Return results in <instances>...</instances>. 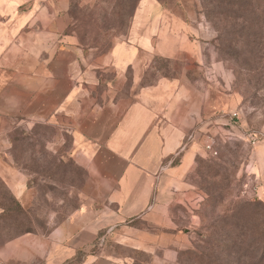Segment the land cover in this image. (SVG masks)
<instances>
[{
    "label": "crops",
    "instance_id": "0c3cea01",
    "mask_svg": "<svg viewBox=\"0 0 264 264\" xmlns=\"http://www.w3.org/2000/svg\"><path fill=\"white\" fill-rule=\"evenodd\" d=\"M54 7L0 0V189L23 206L12 159V132L23 127L67 135L88 176L79 206L47 232L5 238L0 227V263L164 264L184 246L171 205L196 160V92L183 76L146 77L153 55L175 56L178 47L162 38L183 23L142 0L127 38L95 63L70 39L56 40L66 23L49 16ZM34 10L44 15L36 32ZM193 46H185L190 54ZM4 201L0 192V215Z\"/></svg>",
    "mask_w": 264,
    "mask_h": 264
},
{
    "label": "rangeland",
    "instance_id": "374dc122",
    "mask_svg": "<svg viewBox=\"0 0 264 264\" xmlns=\"http://www.w3.org/2000/svg\"><path fill=\"white\" fill-rule=\"evenodd\" d=\"M49 1L55 4L49 16L66 23L56 40L70 39L98 63L127 38L142 0ZM154 1L162 4L158 15L163 12L183 25L167 27L163 45L178 50L173 58L153 55L146 79L183 76L196 92V160L171 205L184 246L164 264H195L180 258L192 246L203 264L207 249L217 250L218 264H264L251 230L242 226L255 224L258 232L264 214V0ZM41 12L34 10V32ZM190 42L193 54L185 48ZM236 111L240 118L233 116ZM12 134L13 164L27 196L21 206L7 186L0 189L6 197L2 204L18 212L17 219L12 214L2 220L5 238L18 232L19 221L23 230H50L79 206L88 176L71 154L69 137L58 139L56 128L44 124ZM239 201L251 202L243 214L236 211ZM215 241L223 245L218 249Z\"/></svg>",
    "mask_w": 264,
    "mask_h": 264
},
{
    "label": "trees",
    "instance_id": "16d2710c",
    "mask_svg": "<svg viewBox=\"0 0 264 264\" xmlns=\"http://www.w3.org/2000/svg\"><path fill=\"white\" fill-rule=\"evenodd\" d=\"M12 140L14 141L13 134H12ZM250 204H251V202L239 201L238 207H240V208L238 210H236V211H238V214H243V211H245ZM20 205H21V203H20ZM1 206H2L3 212L0 215V227L2 228V226H1L2 220L4 218H6V217H12V214L14 215L15 219H17V213L18 212L15 211V210L14 211L13 210H8L7 206L4 205V204H1ZM240 223H241V221H240ZM238 224H239V222L236 220L235 226L238 225ZM246 224L247 223H243L242 226H244V227L248 226V228L251 230L250 234L252 236V240L253 241L255 240L258 243V245L260 246L261 255H262V258L264 259V214H263L262 221H260V228H259L258 232H255L253 230V227L255 226V224H253V225H252V223H251V225H249V223H248V225H246ZM16 228H18V232H16L14 235L18 234L20 231H23V232H25V231H33L32 229L23 230L21 221H19L18 224L16 223ZM2 231H3V228H2ZM215 242H217L216 248H218V249L223 245V243H219L218 241H215ZM230 247H231V244L228 245V248H230ZM216 251L217 250H214V249H207V252L202 251V254H204V255L206 254V257L208 258L206 260L205 264H218L217 260H216V254H215ZM181 257H183V258L184 257H189V258L192 259V261L195 262V264H196V262H200V264H203L202 261H201V259H203V256L198 255V253L195 251V247H193V246L191 248H188V249H185L184 251H182L180 253V258ZM262 258L260 259V262L262 261Z\"/></svg>",
    "mask_w": 264,
    "mask_h": 264
},
{
    "label": "built area",
    "instance_id": "2783aa9c",
    "mask_svg": "<svg viewBox=\"0 0 264 264\" xmlns=\"http://www.w3.org/2000/svg\"><path fill=\"white\" fill-rule=\"evenodd\" d=\"M233 116H235V117H237V118H240V113L236 111V112H234ZM195 138H196L195 133H192V134L190 135V139H195ZM254 143H255V138H254ZM208 147H211V145H208ZM0 264H1V263H0Z\"/></svg>",
    "mask_w": 264,
    "mask_h": 264
}]
</instances>
